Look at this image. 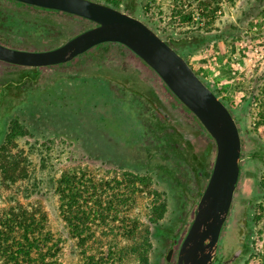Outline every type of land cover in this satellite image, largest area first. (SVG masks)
I'll return each instance as SVG.
<instances>
[{
    "label": "rangeland",
    "instance_id": "374dc122",
    "mask_svg": "<svg viewBox=\"0 0 264 264\" xmlns=\"http://www.w3.org/2000/svg\"><path fill=\"white\" fill-rule=\"evenodd\" d=\"M98 1L132 7L161 37H174L236 118L243 159L214 264L239 245L227 264H264V0ZM34 12L25 32L27 9L0 0V40L45 49L71 34L58 36L39 23L45 11ZM118 53L126 75L109 71ZM8 72L0 65V79ZM108 77L137 83L176 128L201 133L206 152L212 138L150 67L128 48H95L45 69L36 86L0 95V232L43 243L55 264H175L179 243L169 262L165 254L184 236L206 182L195 181L150 102Z\"/></svg>",
    "mask_w": 264,
    "mask_h": 264
},
{
    "label": "water",
    "instance_id": "95a60500",
    "mask_svg": "<svg viewBox=\"0 0 264 264\" xmlns=\"http://www.w3.org/2000/svg\"><path fill=\"white\" fill-rule=\"evenodd\" d=\"M17 1L63 11L87 19L93 25L51 49L21 50L0 44V61L38 69L68 62L101 43L122 44L157 74L210 135L212 141L206 154L214 145V160L206 184L199 191L193 218L184 236L180 242L177 235L172 238L165 260L172 259L174 246L179 243L175 264H214L243 159L237 120L229 108L175 49V38L161 37L131 14L132 7L120 10L98 0Z\"/></svg>",
    "mask_w": 264,
    "mask_h": 264
},
{
    "label": "flooded vegetation",
    "instance_id": "af4514ba",
    "mask_svg": "<svg viewBox=\"0 0 264 264\" xmlns=\"http://www.w3.org/2000/svg\"><path fill=\"white\" fill-rule=\"evenodd\" d=\"M5 1L16 3V5L23 6L27 9V12H28L26 16L27 20L23 27L25 32L30 31L33 28L31 25L34 24V22L36 21L34 18L35 9L45 11V15L43 16V19L39 21V23L42 24L43 26L47 25L46 26L47 29L49 28L50 30H54L58 32V36H63L66 32H71V34L67 35L64 39L59 40V42L56 45L52 47H45V49H33V47H30V46L29 47L16 46V45L6 43L0 40V44L5 45L9 48H15V49H21V50H33V51L55 48L59 46L61 43H63L65 40H67L68 38L73 37L77 33L87 28H90L93 25V22L87 19L75 16V15H72V14H69L63 11H58V10L43 8V7H37V6L23 3L17 0H5ZM52 21L54 22L53 24H52ZM68 29H70V31ZM28 33H26V35H29ZM46 33L42 34L43 37H47V38L50 37L49 32H46ZM95 48H124L127 50V47L122 44L110 43V42L101 43V44H98L90 48L86 52L76 56L75 58H73L72 60L68 62L60 63L56 65L44 66L38 69L34 67L15 65V64H10V63L0 61V65L7 67L9 71L6 77H3L0 79V95L2 94V96H7V95H10L11 91L12 93L15 92L16 91L15 89L17 88L16 85L19 86L18 87L19 89L23 85L36 86L39 82L42 72L45 71V69L71 63L78 57L83 56L84 54L88 53L89 51ZM115 56H118L119 58L117 62H115L113 70L109 69V71H113L116 74L120 73V74L126 75L127 74L126 60L122 59L119 53L115 54ZM108 78H109V81H112V83L115 84L116 86H122L125 90H129L131 92L137 93L140 96H142L146 101L148 100L150 102L153 112L157 115L160 122H162L163 127H166L169 130H171L172 135L176 137L175 143L177 147L180 149V154L183 156V159L188 163V165L192 169L194 173L195 181H197L198 183H203V182L205 183L207 181L204 178L205 172L211 169L213 160H214V151L212 154L211 152L207 154L206 152L205 153L203 152L206 144L204 146L202 145L203 143H205L206 138L202 136L201 133L197 134V132H195L197 130L195 129H187L188 126H186L184 130H180L176 128V126L170 123L172 121V116H171V113L167 111L166 107L159 104V102H157L156 100L146 97L139 90L137 83L129 82V79L127 77H124L122 81L114 77H108ZM193 119L195 122H197L196 118H193ZM239 231L241 233L240 242H243V240L245 239L247 235V232L244 228H241V226L239 228ZM180 239H179V242H180ZM241 250H244V249L240 247L239 245L237 248L234 249V251L231 253L229 257L222 259L221 264L236 262L238 260V256H235V254L239 252V255H240Z\"/></svg>",
    "mask_w": 264,
    "mask_h": 264
},
{
    "label": "trees",
    "instance_id": "16d2710c",
    "mask_svg": "<svg viewBox=\"0 0 264 264\" xmlns=\"http://www.w3.org/2000/svg\"><path fill=\"white\" fill-rule=\"evenodd\" d=\"M196 72V71H195ZM199 76V74L196 72ZM8 230V229H7ZM7 230L0 232V262L3 264H55L54 260H47L46 254L42 253L44 244L35 243L27 237L16 242L8 240ZM19 241V240H18ZM39 253L38 256H30L31 252Z\"/></svg>",
    "mask_w": 264,
    "mask_h": 264
}]
</instances>
